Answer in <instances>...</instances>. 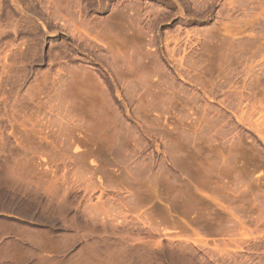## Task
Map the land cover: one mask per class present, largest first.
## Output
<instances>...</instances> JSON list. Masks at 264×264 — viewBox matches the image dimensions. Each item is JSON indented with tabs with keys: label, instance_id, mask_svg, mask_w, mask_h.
<instances>
[{
	"label": "rangeland",
	"instance_id": "374dc122",
	"mask_svg": "<svg viewBox=\"0 0 264 264\" xmlns=\"http://www.w3.org/2000/svg\"><path fill=\"white\" fill-rule=\"evenodd\" d=\"M0 264H264V0H0Z\"/></svg>",
	"mask_w": 264,
	"mask_h": 264
}]
</instances>
